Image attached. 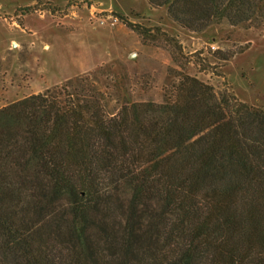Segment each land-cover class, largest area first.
Returning <instances> with one entry per match:
<instances>
[{
	"label": "trees",
	"instance_id": "16d2710c",
	"mask_svg": "<svg viewBox=\"0 0 264 264\" xmlns=\"http://www.w3.org/2000/svg\"><path fill=\"white\" fill-rule=\"evenodd\" d=\"M148 2L192 31L264 19V0ZM96 82L0 108V264H264V108L180 71L111 113Z\"/></svg>",
	"mask_w": 264,
	"mask_h": 264
},
{
	"label": "rangeland",
	"instance_id": "374dc122",
	"mask_svg": "<svg viewBox=\"0 0 264 264\" xmlns=\"http://www.w3.org/2000/svg\"><path fill=\"white\" fill-rule=\"evenodd\" d=\"M180 71L264 108V19L192 31L148 0H0V108L90 76L113 113L124 94L162 102Z\"/></svg>",
	"mask_w": 264,
	"mask_h": 264
},
{
	"label": "built area",
	"instance_id": "2783aa9c",
	"mask_svg": "<svg viewBox=\"0 0 264 264\" xmlns=\"http://www.w3.org/2000/svg\"><path fill=\"white\" fill-rule=\"evenodd\" d=\"M111 23L112 24H115L117 21H118V18L117 17H114V16H111ZM106 20L105 19H103V18H99V22L101 23V24H103L104 22H105Z\"/></svg>",
	"mask_w": 264,
	"mask_h": 264
}]
</instances>
